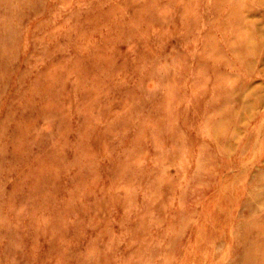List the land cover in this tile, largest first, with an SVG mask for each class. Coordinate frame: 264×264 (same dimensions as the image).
Returning <instances> with one entry per match:
<instances>
[{
  "label": "rangeland",
  "instance_id": "rangeland-1",
  "mask_svg": "<svg viewBox=\"0 0 264 264\" xmlns=\"http://www.w3.org/2000/svg\"><path fill=\"white\" fill-rule=\"evenodd\" d=\"M237 19L264 39V0H0V264H264Z\"/></svg>",
  "mask_w": 264,
  "mask_h": 264
},
{
  "label": "bare ground",
  "instance_id": "bare-ground-1",
  "mask_svg": "<svg viewBox=\"0 0 264 264\" xmlns=\"http://www.w3.org/2000/svg\"><path fill=\"white\" fill-rule=\"evenodd\" d=\"M235 24L236 32L234 35L232 48L236 49L238 54H258L262 49H264V39H261V36H263L262 32H259L254 26H251L250 23L246 25L247 29L243 30L242 27L245 24L241 21V19H237Z\"/></svg>",
  "mask_w": 264,
  "mask_h": 264
}]
</instances>
